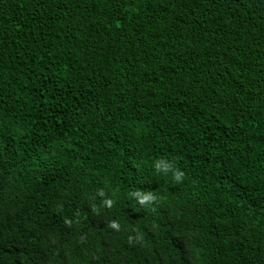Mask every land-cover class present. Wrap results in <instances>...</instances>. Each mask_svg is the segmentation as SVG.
Returning a JSON list of instances; mask_svg holds the SVG:
<instances>
[{"label":"trees","instance_id":"16d2710c","mask_svg":"<svg viewBox=\"0 0 264 264\" xmlns=\"http://www.w3.org/2000/svg\"><path fill=\"white\" fill-rule=\"evenodd\" d=\"M0 264H264V0H0Z\"/></svg>","mask_w":264,"mask_h":264},{"label":"clouds","instance_id":"9594fccd","mask_svg":"<svg viewBox=\"0 0 264 264\" xmlns=\"http://www.w3.org/2000/svg\"><path fill=\"white\" fill-rule=\"evenodd\" d=\"M154 169L156 173L160 174L163 173L165 176H167L169 173H171L173 180L175 183H182L185 178V173L176 167L171 161L165 158H160L154 161ZM97 195L102 199V204L108 208H111L115 201L114 199L107 197V194L104 189H99L97 192ZM115 195V192L113 193V196ZM130 197H134L140 205L142 206H148L150 204H153L157 197L156 195L151 191H134L129 193ZM92 200L95 199V197H91ZM92 211L95 215H99V209L92 205ZM64 223L66 226L71 227L72 226V219L71 218H65ZM108 227L115 230L120 231L121 225L117 220H112ZM132 231L135 233V235H129L128 236V243L129 245H132L134 243H142L143 242V234L136 228H133ZM87 237L85 235H82L80 237V243H84L86 241Z\"/></svg>","mask_w":264,"mask_h":264}]
</instances>
